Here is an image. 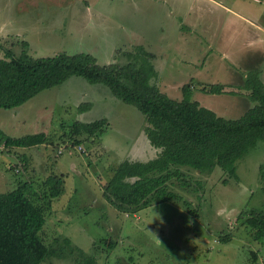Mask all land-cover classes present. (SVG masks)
Listing matches in <instances>:
<instances>
[{
  "label": "rangeland",
  "instance_id": "374dc122",
  "mask_svg": "<svg viewBox=\"0 0 264 264\" xmlns=\"http://www.w3.org/2000/svg\"><path fill=\"white\" fill-rule=\"evenodd\" d=\"M82 1L0 0V57L4 48L18 55L20 41H27L34 57L88 53L100 65L125 63L127 54L140 46L158 55L153 63L160 70L159 55L181 43V50L187 51L180 55L182 63L193 59L187 49L194 46L195 36L181 41L185 36H179L177 24L182 23L169 13L173 6L183 10L200 0H90L87 9ZM220 1L264 26V0ZM184 24L187 34L192 29ZM218 26L224 23L213 24ZM205 39L213 45L208 37H200L203 51L197 55L200 61L206 56V63L213 62L203 83L215 84V45L210 49ZM159 79L156 74L151 82L161 84ZM193 85L191 100L218 116L238 118L253 105L241 96V89V94H209L198 82ZM163 91L182 98L181 89ZM84 102L90 107L79 110ZM100 118L107 119L101 135H83L79 144H71L73 122ZM145 125L134 105L118 99L106 85L78 76L42 90L18 107L0 108V132L6 136L44 132L48 137L47 143L33 148L7 150L0 144V193L26 181L45 201L46 178L64 179L63 191L52 200L38 232L54 251L41 264H83L88 256L97 264H264V242L254 240L243 223L251 211L264 209V141L236 161V178L219 167L203 172L183 166L181 179L173 178L165 186L171 198L122 211L110 192L103 195L104 185L121 161H147L157 155L160 149L149 143Z\"/></svg>",
  "mask_w": 264,
  "mask_h": 264
},
{
  "label": "trees",
  "instance_id": "16d2710c",
  "mask_svg": "<svg viewBox=\"0 0 264 264\" xmlns=\"http://www.w3.org/2000/svg\"><path fill=\"white\" fill-rule=\"evenodd\" d=\"M20 42L22 50L18 55L4 48V57H0V108L18 107L42 90L78 76L89 83L106 85L114 96L134 105L144 115L145 135L160 150L147 161H121L104 185L103 195L107 197L106 191L110 192L119 201L118 205L114 203L115 207L122 211H134L171 198L173 195L165 186L173 178L181 179L183 166L203 172L219 167L236 178V161L264 141V85L257 72L248 73L241 88L253 105L240 117L227 119L191 100L189 84L181 87L180 100L162 92L151 82L156 76L152 55L140 46L127 54L125 63L100 65L88 53L59 52L34 57L28 52V42ZM202 89L216 94L225 92L220 84ZM89 107L87 102L78 105L79 110ZM106 124L105 118L75 121L69 126V140L73 145L81 142L80 136L101 135ZM0 134V144L7 150L48 141L44 132L19 137ZM132 178L135 180L131 181ZM63 183L62 176L49 175L45 180L49 198L45 201L35 195L26 181H18L15 188L0 193V264H41L47 256L54 255L38 232L52 208V200L63 191ZM243 223L254 240L264 242V209L251 211ZM107 244L113 247L111 242ZM83 264L97 263L93 256H88Z\"/></svg>",
  "mask_w": 264,
  "mask_h": 264
},
{
  "label": "crops",
  "instance_id": "0c3cea01",
  "mask_svg": "<svg viewBox=\"0 0 264 264\" xmlns=\"http://www.w3.org/2000/svg\"><path fill=\"white\" fill-rule=\"evenodd\" d=\"M91 1L93 2V0ZM174 1L177 3L179 0ZM92 2L90 0H84L82 1V6L87 9ZM194 3L187 4L183 10L180 9L182 7L176 9L173 6L169 13L170 16L175 17L174 20L182 23L181 26L177 24V30L180 32L179 36L181 38L185 36L181 41L191 36H195L196 38L194 46L187 49L191 51L189 54L193 56V59L188 58L186 61L190 64L185 65L182 63L184 60L180 55L187 52L181 50L183 49L182 43L171 45L168 50L159 55L162 63L160 70L153 63V60L158 55L148 52L152 55L150 60L156 71L157 78L159 77V80H161V84H156L158 88L164 92L163 89L177 90L181 89L183 85L189 84L193 89L195 87L193 83L198 82L199 85H203L206 89L210 85L220 84L224 86L225 92L222 93L240 94L241 91L238 89L243 87L246 77L250 72H257L259 79L264 85V26L259 24L257 20V22H253L252 19L247 18L246 14H243V12L233 7V4L228 6L220 0H200L198 5L194 7ZM186 8L187 13H185ZM246 12L249 11L246 10ZM218 21H222L224 26L213 28V24H216ZM184 23L189 24L190 26L188 25V27L192 29L187 32L188 35L182 30L183 25H185ZM185 27L187 28V25ZM223 31L224 35L222 33ZM220 36H224V38L221 39ZM200 37H208L213 42V45H215L214 47L205 39L210 49L214 47V54L212 55L214 57L212 59L217 60L218 68H215L214 73L211 75L219 81L215 82V84L205 85L203 83L205 77L209 75L208 65L213 61L208 59L210 61L206 63L207 60L204 58L206 56L200 61V57L197 55L199 53L202 56L203 51L202 41L199 40ZM202 91L209 93L203 89ZM164 93L168 95L166 92ZM192 94L193 92H191V96ZM241 96L247 97V94H241ZM195 101L199 102L198 100Z\"/></svg>",
  "mask_w": 264,
  "mask_h": 264
}]
</instances>
